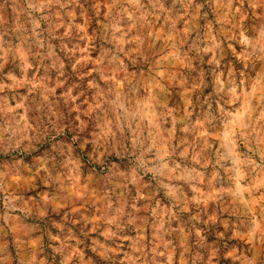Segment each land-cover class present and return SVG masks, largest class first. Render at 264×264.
<instances>
[{
	"label": "rangeland",
	"instance_id": "374dc122",
	"mask_svg": "<svg viewBox=\"0 0 264 264\" xmlns=\"http://www.w3.org/2000/svg\"><path fill=\"white\" fill-rule=\"evenodd\" d=\"M0 264H264V0H0Z\"/></svg>",
	"mask_w": 264,
	"mask_h": 264
}]
</instances>
